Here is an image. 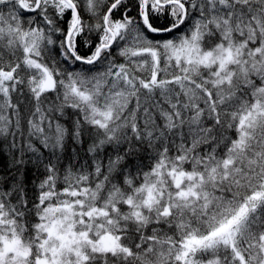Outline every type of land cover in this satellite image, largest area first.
Instances as JSON below:
<instances>
[{"label":"snow or ice","instance_id":"6c2138e0","mask_svg":"<svg viewBox=\"0 0 264 264\" xmlns=\"http://www.w3.org/2000/svg\"><path fill=\"white\" fill-rule=\"evenodd\" d=\"M0 141V264H264V0H0Z\"/></svg>","mask_w":264,"mask_h":264},{"label":"trees","instance_id":"16d2710c","mask_svg":"<svg viewBox=\"0 0 264 264\" xmlns=\"http://www.w3.org/2000/svg\"><path fill=\"white\" fill-rule=\"evenodd\" d=\"M74 114L72 113V110H68V114L64 117L62 120V123L67 124L69 127H71L72 120L74 119ZM75 147V145L72 143L71 139L68 141L67 150L64 154V160L63 164H74L79 165L82 163L86 157H84L83 153L77 158H73L72 148ZM15 152V149H10L9 145L7 143H4L0 141V176L8 177L11 174L15 173V168L13 166V154ZM145 164L149 163V161L145 160ZM26 175L27 179L30 182V186H34L36 183H38V180L40 177V171L33 168L31 164L27 165L26 168Z\"/></svg>","mask_w":264,"mask_h":264}]
</instances>
